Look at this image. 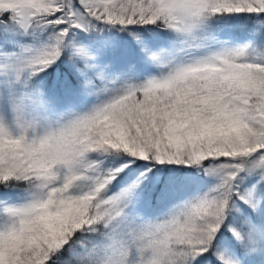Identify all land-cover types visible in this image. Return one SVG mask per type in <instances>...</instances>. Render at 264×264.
<instances>
[{"label": "snow or ice", "instance_id": "obj_1", "mask_svg": "<svg viewBox=\"0 0 264 264\" xmlns=\"http://www.w3.org/2000/svg\"><path fill=\"white\" fill-rule=\"evenodd\" d=\"M0 264H264V0H0Z\"/></svg>", "mask_w": 264, "mask_h": 264}]
</instances>
